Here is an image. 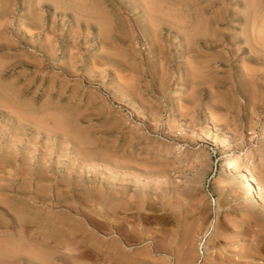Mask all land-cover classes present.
<instances>
[{
    "label": "rangeland",
    "instance_id": "rangeland-1",
    "mask_svg": "<svg viewBox=\"0 0 264 264\" xmlns=\"http://www.w3.org/2000/svg\"><path fill=\"white\" fill-rule=\"evenodd\" d=\"M73 1L0 0V261L264 264V0Z\"/></svg>",
    "mask_w": 264,
    "mask_h": 264
},
{
    "label": "bare ground",
    "instance_id": "bare-ground-1",
    "mask_svg": "<svg viewBox=\"0 0 264 264\" xmlns=\"http://www.w3.org/2000/svg\"><path fill=\"white\" fill-rule=\"evenodd\" d=\"M72 1H73V0H72ZM74 1H75V0H74ZM74 1H73V2H74ZM143 1H144V0H143ZM56 2H58V1H56ZM81 2H82V1H81ZM156 2H157V1H156ZM60 3H61V2H60ZM63 3H65V2H63ZM63 3H62V4H63ZM67 3H68V2H67ZM77 3L79 4L78 1L76 2V4H77ZM85 3H86V5H87V2H85ZM150 3H151V1H150ZM150 3H149V5H150ZM152 3H153V2H152ZM41 4H43V3H41ZM137 4H138V3H137ZM67 5H68V4H67ZM69 5H70V4H69ZM69 5H68V6H69ZM94 5H95V4H94ZM134 5H135V4H134ZM139 5H140V4H139ZM142 5H143V4H142ZM56 6H57V5H56ZM58 6H59V5H58ZM79 6H80V5H79ZM83 6L85 7V4H83ZM147 6H148V5H147ZM157 6H158V5H157ZM59 7H60V6H59ZM62 7H63V6H62ZM64 7H65V6H64ZM81 7H82V6H81ZM87 7H89V6L87 5L86 8H87ZM179 7H180V6H179ZM74 8H75V7H74ZM77 8H78V7H77ZM89 8H91V7H89ZM147 8H148V7H147ZM153 8H154V7H153ZM159 8H160V7H159ZM159 8H158V9H159ZM176 8H177V7H176ZM68 9L70 10V9H72V8L69 7ZM79 9H81V8H79ZM158 9H156V10H158ZM161 9H162V8H161ZM161 9H160V10H161ZM171 9H172V7H171ZM83 10H85V9H83ZM130 10H132V9H130ZM144 10H145V9H144ZM160 10H158V11H160ZM173 10H174V8H173ZM72 11H73V9H72ZM74 11H75V10H74ZM74 11H73V12H74ZM76 11H77V9H76ZM76 11H75V12H76ZM78 11H80V10H78ZM88 11H89V10H87V12H88ZM158 11H157V12H158ZM181 11H182V10H181ZM80 12H81V11H80ZM80 12H79V13H80ZM82 12H83V11H82ZM82 12H81V13H82ZM89 12H90V11H89ZM99 12H100V11H99ZM130 12H131V11H130ZM151 12H152V11H151ZM79 13H78V14H79ZM83 13L85 14V12H83ZM154 13H155V12H154ZM160 13H161V11H160ZM174 13H175V12H174ZM156 14H157V13H156ZM163 14H164V12H163ZM169 14H170V13H169ZM175 14H176V13H175ZM56 15H57V13H56ZM92 15H93V18H94L95 15H94V14H92ZM142 15H143V14H142ZM158 15H159V14H158ZM178 15H179V14H178ZM66 16H67V15H66ZM87 16H88V13H87ZM187 16H188V15H187ZM63 17H64V16H63ZM77 17H78V16H77ZM79 17H80V16H79ZM81 17H82V16H81ZM83 17H84V16H83ZM83 17H82V19H83ZM88 17H89V16H88ZM105 17H106V16H105ZM150 17H151V16H150ZM84 18H86V17H84ZM151 18H152V17H151ZM151 18H150V19H151ZM159 18H160V17H159ZM89 19H92V18H89ZM89 19H88V20H89ZM100 19H101V18H100ZM107 19H108V18H107ZM168 19H171V18H168ZM187 19H188V18H187ZM96 20H99V19H96ZM104 20H105V19H104ZM151 20H152V19H151ZM101 21H102V20H101ZM175 21H176V20H175ZM177 21H178V18H177ZM261 21H262V20H261ZM99 22H100V21H99ZM162 22H163V21H162ZM199 22H200V21H199ZM81 23H82V22H81ZM120 23H121V22H120ZM159 23H160V19H159ZM108 24H109V23H108ZM151 24H153V23H151ZM167 24H168V23H167ZM178 24H179V23H178ZM253 24H254V23H253ZM78 25H79V24H78ZM186 25H187V24H186ZM260 25H261V24H260ZM75 26H76V25H75ZM80 26H82V25H80ZM160 26H161V25H160ZM77 28H78V27H77ZM89 28H90V27H89ZM101 28H102V27H101ZM120 28H121V27H120ZM122 28H123V27H122ZM65 29H66V28H65ZM258 29H259V28H258ZM38 30H39V29H38ZM122 30H123V29H122ZM185 30H186V29H185ZM25 31H26V30H25ZM178 31H179V30H178ZM189 31H190V30H189ZM78 32H79V31H78ZM179 32H180V31H179ZM86 33H87V30H86ZM101 33H102V32H101ZM115 33H116V32H115ZM117 33H118V32H117ZM186 33H187V32H186ZM80 34H81V33H80ZM88 34H90V33H88ZM120 34H121V33H120ZM176 35H177V34H176ZM113 36H114V35H113ZM88 37H89V36H88ZM102 37H103V36H102ZM114 37H115V36H114ZM255 37H256V36H255ZM72 38H73V37H72ZM110 38H111V37H110ZM259 38H260V37H259ZM74 39H75V38H74ZM112 39H114V38H112ZM255 39H256V38H255ZM67 40H68V39H67ZM91 40H92V39H91ZM260 40H261V38H260ZM84 41H85V40H84ZM196 41H197V40H196ZM204 41H205V39H204ZM74 42H75V41H74ZM209 42H210V41H209ZM259 42H260V41H259ZM111 43H112V42H111ZM197 43H198V41H197ZM205 43H206V42H205ZM72 44H73V43H72ZM74 44H75V43H74ZM95 44H96V43H95ZM195 44H196V43H195ZM76 45H77V44H76ZM205 45L207 46V44H205ZM208 45H209V43H208ZM211 45H212V43H211ZM79 46H80V45H79ZM106 46H107V45H106ZM50 47H51V46H50ZM50 47H49V48H50ZM189 47H190V46H189ZM201 47H202V46H201ZM207 47H208V46H207ZM105 48H106V47H105ZM74 49H75V48H74ZM45 50H46V49H45ZM104 50H106V49H104ZM191 50H192V49H191ZM87 51H88V50H87ZM102 51H103V50H102ZM117 51H118V50H117ZM187 51H188V50H187ZM47 52L49 53V51H47ZM180 52H181V51H180ZM190 52H191V51H190ZM45 53H46V52H45ZM163 53H164V52H163ZM105 54H106V53H105ZM187 54H188V53H187ZM53 56H54V55H53ZM108 56H109V55H108ZM191 56H193V55H191ZM73 57H74V56H73ZM112 57H113V56H112ZM104 61H105V60H104ZM202 63H203V62H202ZM138 66H139V65H138ZM192 67H193V66H192ZM113 72H114V71H113ZM194 87H195V86H194ZM2 99H4V98H2ZM6 108H7V106H6ZM56 117L59 118L57 115H56ZM56 117H55V118H56ZM64 117H65V116H64ZM27 118H28V117H27ZM39 118H40V117H39ZM58 120H59V119H58ZM61 120H62V119H61ZM64 120H65V119H64ZM32 121H33V120H32ZM43 121H44V120H43ZM59 121H60V120H59ZM59 121L56 120V122H59ZM45 122H46V121H45ZM46 124H47V123H46ZM56 124H57V123H56ZM60 124H61V123L59 122V126H60ZM63 124H64V123H63ZM63 124H62V126H64ZM53 125H54V124H53ZM66 126H67V125H66ZM56 127H57V126H56ZM69 127H70V126H69ZM69 127H68V128H69ZM61 128H64V127H61ZM61 130H62V129H61ZM64 130H66V129H64ZM64 130H62V131H64ZM253 152H254V150L249 149V151H247V153H245V154H243V155H241V154H237V155H236V154H235L234 156L230 157V158L228 159L227 162L225 161L226 164H225V166L223 167L224 170H222V172L224 171V174H223L224 176H227V177H228V175H229V177H233V178H235V181H237V182H238L239 175H241L243 179L245 178L244 180H245V184H246V185H245V184H242V185L247 186V187L245 188V190L247 189L249 192H251L252 195H253V199L256 200V199L258 198V192H259V191H257V190H258V189H257L258 183H257V186H256V182H257V181L255 182V179H254V177H253V172L248 171L247 168H246L247 171H246V170H243V171L241 170V171H240L241 173L237 172V171H238V170H237V164H238V163H241V162L243 163V161L248 160V159L251 160L250 158L253 157V156H252ZM86 156H87V155H86ZM82 157H84V156L82 155ZM85 159H86V158H85ZM42 162H43V161H42ZM109 164H110V163H109ZM249 168H250V167H249ZM251 168H252V167H251ZM239 170H240V169H239ZM252 171H253V170H252ZM255 172H256V171H255ZM220 173H221V172H220ZM221 177L223 178V176H221ZM229 177H228V178H229ZM224 178H225V177H224ZM233 178H231V179H233ZM240 178H241V177H240ZM229 179H230V178H229ZM231 179H230V182L232 181ZM64 180H65V179H64ZM240 180H242V179H240ZM23 182H24V181H23ZM228 182H229V180H227V183H228ZM232 182H233V181H232ZM232 182H231V183H232ZM237 182H236V183H237ZM241 182H242V181H241ZM236 183H235V184H236ZM6 184H7V183H6ZM233 184H234V182H233ZM37 185H38V183H37ZM40 186H41V185H39V187H40ZM39 187H38V188H39ZM88 189H90L89 186H88ZM45 190H46V189H45ZM78 190H79V189H78ZM91 190H92V189H91ZM40 191H41V190H40ZM57 191H58V190H57ZM248 191H247V192H248ZM37 195H39V194H37ZM259 195H260V194H259ZM41 196H42V195H41ZM43 196H44V195H43ZM66 196H67V195H66ZM71 197H72V196H71ZM249 197H251V196H249ZM259 197H260V196H259ZM102 200H103V199H102ZM255 200H254V201H255ZM26 201H27V200H26ZM31 201H32V200H31ZM259 201H260V200H259ZM27 202H28V201H27ZM112 202H113V201H112ZM252 202H253V201H252ZM257 202H258V201H257ZM253 204H254V203H253ZM115 206H116V205H115ZM49 207H50V206H49ZM54 208H55V207H54ZM70 208H71V207H70ZM19 210H20V209H19ZM73 210H74V209H73ZM83 211H84V210H83ZM74 212H75V211H74ZM121 212H122V211H121ZM96 219H97V218H96ZM91 220H92V219H91ZM12 221H13V220H12ZM97 223H98V222H97ZM122 223H123V222H122ZM121 226H122V225H121ZM118 229H119V226H118ZM119 231H120V230H119ZM125 234H126V233H125ZM21 235H22V234H21ZM22 237H23V235H22ZM27 237H28V236H27ZM27 237H26V239H28ZM67 237H68V236H67ZM31 238H32V237H31ZM13 239H14V238H13ZM20 240H21V238H20ZM32 240H34V238H33ZM35 240H37V239H35ZM35 240H34V241H35ZM39 240H40V239H38L37 241H39ZM3 242H4V241H3ZM20 242H21V241H20ZM23 242H24V240H23ZM28 242H29V241H28ZM40 242H41V241H40ZM10 243H11V242H10ZM12 243H14V242H12ZM25 243H26V242H25ZM41 243H42V242H41ZM1 244H2V243H1ZM1 244H0V245H1ZM5 244H7V243H5ZM37 244H38V242H37ZM44 244H45V243H44ZM2 245H3V244H2ZM2 245H1V247H2ZM7 245H8V244H7ZM7 245H6V246H7ZM9 245H10V244H9ZM13 245H14V244H13ZM16 245H17V244H16ZM19 245H20V244L17 245L18 248L20 247ZM34 245H35V244H34ZM39 245H40V244H39ZM49 245H50V244H49ZM21 246H22V245H21ZM3 247H4V245H3ZM15 247H16V246H15ZM17 247H16V248H17ZM22 247H23V246H22ZM29 247H30V246H29ZM39 247H40V246H39ZM4 248H5V247H4ZM7 248H8V246H7ZM7 248H6V249H7ZM9 248H10V247H9ZM11 248H12V247H11ZM11 248H10V249H11ZM24 248H25V247H24ZM48 248H49V247H48ZM6 249H5V250H6ZM27 249H28V248H27ZM0 250H2V249L0 248ZM13 250H15V249H13ZM16 250H17V249H16ZM20 250L22 251V249H20ZM29 250H30V249H29ZM36 250H37V249H36ZM241 250H242V249H241ZM21 251H20V252H21ZM24 251H25V250H24ZM31 251H32V250H30V252H31ZM52 251H53V250H52ZM69 251H70V250H69ZM3 252H4V251H3ZM12 252H14V251H12ZM36 252H37V251H36ZM4 253H5V252H4ZM6 253H7V252H6ZM28 253H29V252H28ZM32 253H34V252H31V254H32ZM31 254L29 253V256H30ZM35 254H36V253H34V256H33V257H34L33 259H35V260L39 259V261H40L42 258H44V257H41V256H43V255H41V254H42L41 252L38 253V254H39V257H40L41 259L38 258V255L35 257ZM0 255H1V254H0ZM10 255H11V254H9V256H10ZM14 255H15V253H14ZM16 255H18V251H17ZM27 255H28V254H27ZM40 255H41V256H40ZM7 256H8V255H7ZM7 256H6V257H7ZM19 256H20V253H19ZM1 257H2V256H1ZM4 258H5V257H4ZM4 258H1V259H3V261H4ZM12 258H13V257H12ZM16 258H18V257H16ZM20 258H21V257H20ZM7 259H8V258H7ZM7 259L5 258V260L8 262L9 259H8V260H7ZM18 260H19V259H18ZM21 260H22V259H21ZM27 260H28V259H27ZM43 260H46V259H43ZM3 261L1 260V261H0V264H4V262H6V261H4V262H3ZM37 261H38V260H37ZM1 262H3V263H1ZM7 262H6V264H7ZM11 263H12V262H11ZM35 263H37V262H35ZM13 264H15V263H13ZM27 264H28V263H27ZM41 264H42V263H41Z\"/></svg>",
    "mask_w": 264,
    "mask_h": 264
}]
</instances>
